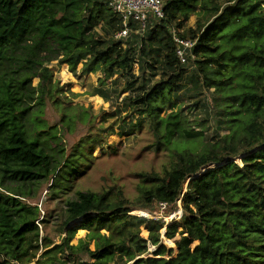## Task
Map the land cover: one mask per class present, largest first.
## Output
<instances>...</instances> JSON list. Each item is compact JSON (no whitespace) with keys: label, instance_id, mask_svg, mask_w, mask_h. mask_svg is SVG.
<instances>
[{"label":"trees","instance_id":"trees-1","mask_svg":"<svg viewBox=\"0 0 264 264\" xmlns=\"http://www.w3.org/2000/svg\"><path fill=\"white\" fill-rule=\"evenodd\" d=\"M165 10L143 36L131 23V36L116 39L123 24L108 0H0V67L17 51L33 64L19 97L9 84L0 93V264H264V0H166ZM192 15L194 25L186 26ZM172 27L195 41L188 65L179 60ZM43 53L63 55L61 63L72 68L83 63L84 73L99 68L102 86L118 74L126 78L122 92L132 93L127 99L139 117L130 129L142 127L146 117L154 146L169 151L170 160L161 170L137 173L135 199L118 184L78 190L54 224L66 235L41 255L48 258L36 259L54 241L41 235L38 205L26 200L29 189L53 179L51 191L59 193L78 173L77 159L61 166L40 138L51 127L28 125L24 97H30L32 76L41 75L43 93L54 95L53 72L36 69ZM190 65L198 75L186 89ZM202 89L210 93L207 101L186 107L188 93ZM201 106L206 117L196 122L190 109ZM244 154L242 163L232 160ZM180 198L182 216L169 223L131 213L140 208L166 217L180 208ZM162 202L174 206L161 210ZM80 229L88 233L73 244ZM163 229L168 239L180 234L176 248L164 242Z\"/></svg>","mask_w":264,"mask_h":264},{"label":"rangeland","instance_id":"rangeland-1","mask_svg":"<svg viewBox=\"0 0 264 264\" xmlns=\"http://www.w3.org/2000/svg\"><path fill=\"white\" fill-rule=\"evenodd\" d=\"M196 19L197 16L192 15L186 26L194 25ZM148 29L147 26L144 30L134 32V34L138 33L143 36ZM129 36H131V32ZM45 54L43 53L42 57ZM62 57L63 55L55 53L45 55L42 66L37 65L36 67L38 73H42L44 67H48L53 72L51 84L53 97L50 98L49 93L47 95L43 93L41 75L32 76L27 84L31 89L30 97H24L25 105L30 107L29 127L39 128L38 123L41 121L46 125L45 128L51 127L50 133H43L40 138L49 144L48 151L55 162L62 166L67 159L70 161L77 159L78 164V173L70 174L68 183H66V178L62 179L63 184L66 183L68 187L59 190V193L51 191L53 179L41 181L29 189L30 194L26 200L32 205H38L41 218L37 220V223L41 235L47 234L54 241L50 247L42 248L36 259L48 258L50 255L43 257L41 255L47 249L60 243L62 237L66 235L65 233L60 235L61 233L55 230L54 224L63 217L67 199L74 197L78 190L102 191L118 184L124 188L129 198L135 199L138 195L137 173L161 170L170 160L169 151L164 148L158 151L154 146L156 139L146 117H141L144 118L142 127L130 129L132 127L130 124L139 120V117H137L138 112L130 107L127 99L129 95L132 96V93L122 92L126 78L118 74L102 86L100 77L103 74L99 68L93 72L84 73L83 63L72 68L67 63H61ZM27 58L26 53L19 54L17 51L11 53L10 58L4 61L0 67V93H7V85L4 84H9V91L19 97L21 80L32 72L33 64ZM188 67V72L183 80V83L187 85L186 89L193 87L192 80L197 79L196 75H198L194 67L191 65ZM160 70L162 72L164 67ZM135 71L137 74L140 73L138 67L135 68ZM158 78L159 76L150 83V86ZM99 88L103 91V96L95 94ZM209 95L210 93L206 89L189 92L188 99L184 104L187 107L194 105L197 101L206 102ZM190 112L196 122L206 117V111L202 106L190 109ZM64 114L67 115L65 120H63ZM206 126L209 128L207 131L209 135L215 134L214 116H210ZM54 135L56 137H53ZM87 137L90 138L89 141L80 143ZM95 139L99 143H96L92 149L91 145ZM244 156L245 154L240 158H232V160L242 163ZM72 166L74 167V165ZM65 172H69L68 167L64 169ZM66 176L68 177L67 174ZM137 210L140 208L132 209L131 213L148 216ZM147 213L151 214L148 211ZM155 214L165 220L160 212ZM43 217L50 219L51 222L43 224L40 222ZM87 233L88 230L80 229L72 243L77 244L80 238L86 237ZM142 235L148 236V230L144 227ZM162 237L168 246L176 248V241L180 238V234H177L174 239H168L165 234L163 236L162 231ZM168 240H171L173 244L171 245ZM196 243L194 242L192 247H195ZM91 247H94L93 243ZM151 248L153 246H150V250ZM56 257H60V254ZM31 264H37L36 260ZM56 264L61 263L58 261Z\"/></svg>","mask_w":264,"mask_h":264},{"label":"built area","instance_id":"built-area-1","mask_svg":"<svg viewBox=\"0 0 264 264\" xmlns=\"http://www.w3.org/2000/svg\"><path fill=\"white\" fill-rule=\"evenodd\" d=\"M109 7L116 12L121 18L123 28L120 29L114 37L116 39H121L128 37L129 33L133 31V27L130 26L131 23L137 24L138 28L135 32L144 30L153 21H158L166 17V0H108ZM173 39L177 44V55L182 64L188 65L189 58L194 57L193 47L195 41L192 39H184L177 34L174 27L171 28ZM178 205L180 208L174 210L171 214L166 216L164 219L166 223L173 220H178L182 216V198L178 199ZM174 204L161 203V210L166 208H172ZM147 214L149 218L159 219L161 216L152 213ZM166 230H163V236ZM155 247L151 248L153 251Z\"/></svg>","mask_w":264,"mask_h":264},{"label":"water","instance_id":"water-1","mask_svg":"<svg viewBox=\"0 0 264 264\" xmlns=\"http://www.w3.org/2000/svg\"><path fill=\"white\" fill-rule=\"evenodd\" d=\"M210 168H211V167H210ZM208 169H209V168L204 169L203 172L206 171V170H208ZM187 184H188V183H187Z\"/></svg>","mask_w":264,"mask_h":264},{"label":"clouds","instance_id":"clouds-1","mask_svg":"<svg viewBox=\"0 0 264 264\" xmlns=\"http://www.w3.org/2000/svg\"><path fill=\"white\" fill-rule=\"evenodd\" d=\"M148 211V210H147ZM149 212V211H148ZM146 217H148V216H146ZM163 230H165V229H163Z\"/></svg>","mask_w":264,"mask_h":264}]
</instances>
